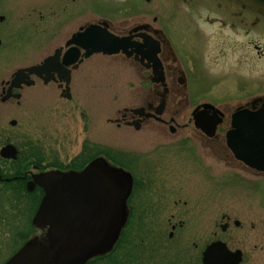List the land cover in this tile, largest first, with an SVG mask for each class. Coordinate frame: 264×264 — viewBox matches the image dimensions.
<instances>
[{
    "label": "flooded vegetation",
    "instance_id": "obj_1",
    "mask_svg": "<svg viewBox=\"0 0 264 264\" xmlns=\"http://www.w3.org/2000/svg\"><path fill=\"white\" fill-rule=\"evenodd\" d=\"M131 4V0L118 3L115 17L101 14L91 18L41 61L1 76L0 116L5 119L17 108L23 111L25 94L31 87L50 89L57 98L74 101L80 84L91 79L93 65L102 64L104 59L108 60L107 64L130 69L134 74L129 77L133 82L130 101L115 106L111 115L104 118L103 129L96 131L88 126L86 137L81 140L83 151L66 163L59 161L58 152L50 148L53 143L45 139H28L22 125L19 131L14 130L18 127L15 119L0 123V264H7L26 248L36 249V259L32 256L25 264H203L204 250L212 242L222 241L232 250L214 232L206 244L192 241L191 251L177 252L180 245L187 247L188 241L179 235L183 221L176 218V212L164 223L163 234L167 228L170 230L167 237L162 236L164 241L152 237L155 221H158L156 212L164 207L155 202V193L150 186L151 173L144 171V166H140L141 172L134 171L126 161L109 156L107 132L108 128L116 134L128 132L136 137L135 143L139 146L151 147L190 130L215 151L222 150L226 161L235 164L239 170L264 176V170L253 169L235 159L225 139L232 113L237 108L252 109L250 100L236 105L232 112H225L208 101L191 104V98L199 94L194 91V84L202 79H221L223 76L209 73V68L227 65L226 60L233 58L235 45L244 53L238 62L250 58L251 46L258 57L264 55V50L250 38L251 30L264 31V16L239 0H141L139 5ZM125 11L130 15L124 16ZM3 20L4 15H0V23ZM194 21L199 25H194ZM89 25L99 26L98 32L107 30L122 38L126 49L111 55L97 53L89 57L81 50L73 63L63 65V55L68 49L66 42ZM234 36L243 38L242 42L236 43ZM55 50L60 52L62 68L59 73H53L47 82L46 75H31L23 78L18 86H11L19 69L42 63ZM246 62L243 63L248 64ZM67 71L68 83L64 80ZM255 98L258 100L254 109H258L264 103V95ZM205 103L215 106L221 113V122L212 136L194 125L193 112ZM201 108L199 110H203ZM213 112L208 110L202 120L210 121ZM91 147L96 151L89 152ZM89 167L98 168L115 185L123 181L127 184L120 201L115 200L112 205L108 228L93 246L66 242L51 222H37L47 193L37 180L50 172L78 173ZM113 169L118 172L111 171ZM114 190L118 192L119 188ZM178 202L174 201L173 205L178 206ZM230 221L229 215H222L221 223L216 226L225 232ZM233 224L240 223L233 220ZM161 244L168 247L165 254L159 253ZM156 253L162 257H155ZM73 257L78 258L72 260ZM243 262L242 252L240 264Z\"/></svg>",
    "mask_w": 264,
    "mask_h": 264
},
{
    "label": "rangeland",
    "instance_id": "obj_2",
    "mask_svg": "<svg viewBox=\"0 0 264 264\" xmlns=\"http://www.w3.org/2000/svg\"><path fill=\"white\" fill-rule=\"evenodd\" d=\"M131 1L132 6L141 2ZM121 2L124 0H0V15H4L0 23V78L41 61L91 18L101 14L115 17ZM193 24L199 25L196 21ZM259 30H251L250 38L264 50V31ZM233 39L238 43L243 38ZM243 54L235 45L227 65L209 68L212 75L223 77L194 84L199 94L191 98V104L208 101L232 112L236 105L264 95V55L258 57L251 46L248 64H244L246 60L238 62ZM107 61L93 65L91 79L80 84L74 101L61 100L50 89L31 87L25 94L23 111L17 108L5 119L0 116V123L15 119L18 127L14 130L19 131L22 125L28 139L55 144L50 148L58 152L59 161L66 163L83 151L81 140L88 126L96 131L103 129L104 118L115 106L130 101L133 82L129 77L133 73ZM107 137L109 156L126 161L134 171L141 172L140 166H144V171L151 173L155 202L164 207L156 212L158 221L152 237L164 241L162 236L167 237L170 231L166 225L163 234L164 223L176 212V218L183 221L179 235L188 241L187 247L180 245L176 251H191L192 241L204 245L216 232L232 250H242V264H264V176L239 170L226 161L222 150L215 151L190 130L151 147L139 146L134 135L124 131L116 134L111 128ZM94 151L91 147L89 152ZM174 201H180L178 206L173 205ZM222 215L231 217L225 232L216 226ZM233 220L240 224L234 225ZM159 248L160 254L168 251L166 244ZM159 253L155 257H162Z\"/></svg>",
    "mask_w": 264,
    "mask_h": 264
},
{
    "label": "water",
    "instance_id": "obj_3",
    "mask_svg": "<svg viewBox=\"0 0 264 264\" xmlns=\"http://www.w3.org/2000/svg\"><path fill=\"white\" fill-rule=\"evenodd\" d=\"M239 1L264 16V0ZM96 29H100L99 26L90 25L67 41L66 44L70 47L63 55V65L73 63L79 57L80 49L85 50V57L94 53L111 55L126 49L122 38L110 34L107 30L98 32ZM59 55V50H55L54 54L45 58L41 64L19 69L11 81V86H18L23 78L31 75H46V82L49 81L53 73H59L62 68ZM67 73L68 71L64 78L66 83L69 80ZM27 84L30 85L31 81ZM256 102L257 100H253L251 107L254 108ZM202 109L199 110L198 107L193 112L195 127L212 136L221 121L219 112L210 104H203ZM208 110H214L211 120L203 121L202 116L207 114ZM226 140L237 160L257 170H264V103L258 110L237 109L231 116V128L226 133ZM111 171L118 172L115 169ZM37 182L47 189L37 222H51L55 231L61 233L66 242L90 246L101 240L109 226L112 205L115 200L120 201L127 188L125 181L115 185L109 176L95 167L78 173L50 172ZM116 187L119 188L118 192L114 190ZM35 255V248H26L7 264H25ZM77 258L73 257L72 260ZM241 260V250L231 251L222 241L212 242L204 250L203 264H239Z\"/></svg>",
    "mask_w": 264,
    "mask_h": 264
}]
</instances>
